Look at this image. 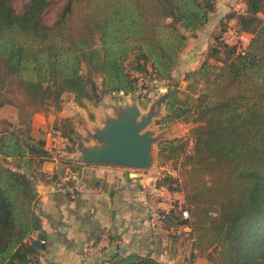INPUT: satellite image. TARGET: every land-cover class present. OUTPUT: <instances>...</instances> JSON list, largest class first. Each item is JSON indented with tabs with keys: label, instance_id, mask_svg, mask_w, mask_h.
Segmentation results:
<instances>
[{
	"label": "trees",
	"instance_id": "1",
	"mask_svg": "<svg viewBox=\"0 0 264 264\" xmlns=\"http://www.w3.org/2000/svg\"><path fill=\"white\" fill-rule=\"evenodd\" d=\"M242 2L228 15L251 34L245 50L224 31L179 87L173 69L186 32L205 26L214 0H0V106L16 109L14 122L0 118V264L39 254L35 181L45 174L36 161L52 150L33 134V114L59 109L67 93L81 105L135 93L146 106L137 72L166 82L157 123H190L186 135L157 144L158 165L177 175L154 183L178 188L189 211L185 219L179 208L159 209L169 235L187 223L186 237L211 264H264V0ZM50 129L75 141L72 117ZM107 263L166 264L139 252H115Z\"/></svg>",
	"mask_w": 264,
	"mask_h": 264
},
{
	"label": "crops",
	"instance_id": "2",
	"mask_svg": "<svg viewBox=\"0 0 264 264\" xmlns=\"http://www.w3.org/2000/svg\"><path fill=\"white\" fill-rule=\"evenodd\" d=\"M197 65L190 64L185 69ZM130 95L135 93L107 95L96 105L90 101L81 105L67 93L59 109L51 107L47 112L33 114V134L44 138L46 147L52 150L49 158L36 161L45 174L35 181L40 230L55 233L57 239L39 248L37 258L30 264H108L115 252L150 254L166 264H211L186 237L188 232L176 233L173 238L162 219L153 216L155 210L184 204L180 190L154 183L159 173L154 169L158 149L151 146V167L144 168L84 158L88 150L107 145L104 131L110 120L124 116L128 108L123 106L139 103ZM65 117L74 118V142L46 135L55 119ZM141 117L138 113L137 119ZM0 118L14 122L16 109L0 106ZM148 124L147 121L140 133L149 132L151 141L154 133ZM71 172L81 179L78 190L71 188ZM171 230L175 232L174 226Z\"/></svg>",
	"mask_w": 264,
	"mask_h": 264
},
{
	"label": "rangeland",
	"instance_id": "3",
	"mask_svg": "<svg viewBox=\"0 0 264 264\" xmlns=\"http://www.w3.org/2000/svg\"><path fill=\"white\" fill-rule=\"evenodd\" d=\"M214 2H215V8L213 12H211L210 14V20L208 22V25L200 29V32L197 33L196 36H193L190 32H186L187 40H186L185 48L181 52L179 63L173 69V73L175 78H177L178 80L179 87H184L185 85V81L184 80L181 81L180 79L182 73L185 70V66H188L190 64L193 65L195 63L199 64L201 60L206 56V53L209 50V48L215 45L220 46L216 36L222 35L224 31L225 32L228 31V28L234 25L235 22V18H231L228 14L243 9L242 0H214ZM261 16H264V12L261 13ZM129 65L130 68H132L131 66L132 63H130ZM137 74H140L139 75L140 78L138 80L140 84L139 86H142L143 83L145 84L143 87L139 88L140 93L143 96V100L148 98L149 101L146 106H141L139 103L138 104L127 103L126 105L123 106V108L126 109V108H130L131 106H136L139 111V116L141 115L149 116L148 126L149 128H151L150 130L154 133L152 134L151 137L150 146L154 147V149H158L157 144L160 140L186 135L190 123H182V122L157 123L156 122L157 119L160 118L165 113L163 107L159 105L158 99L167 88L166 82L162 80H152V79L149 80V76L146 73L142 74L137 72ZM130 96L134 97L138 101L136 94ZM79 142L82 141L79 140ZM148 167H151V165L149 164ZM154 169H157L159 171L158 174L170 171L174 175H177L176 171L172 169L171 164L169 162L159 166L157 160V167H155ZM178 205L179 204L175 205L174 208L178 209ZM181 206H185V205L182 203Z\"/></svg>",
	"mask_w": 264,
	"mask_h": 264
},
{
	"label": "water",
	"instance_id": "4",
	"mask_svg": "<svg viewBox=\"0 0 264 264\" xmlns=\"http://www.w3.org/2000/svg\"><path fill=\"white\" fill-rule=\"evenodd\" d=\"M138 108L131 106L123 117L112 119L104 131L106 146L88 150L85 160H93L109 164L124 165L133 168H144L150 164V134L140 133L141 128L149 120L148 115L137 119ZM55 233L35 229L31 242L38 248H44L47 241L56 240Z\"/></svg>",
	"mask_w": 264,
	"mask_h": 264
},
{
	"label": "built area",
	"instance_id": "5",
	"mask_svg": "<svg viewBox=\"0 0 264 264\" xmlns=\"http://www.w3.org/2000/svg\"><path fill=\"white\" fill-rule=\"evenodd\" d=\"M225 34H226L225 39L227 40V42L230 44H234L236 46V50L240 52H243L245 50L246 45L248 44L249 39L251 37V34L249 32L238 31L237 29L234 28V25L229 27L228 31H226ZM46 135H49L50 137L54 136L56 139L60 138L59 133L56 131H52L51 129L46 131ZM56 152H59V149H56ZM68 178L72 180L71 188L74 190H78L81 184L80 182L81 179L77 175V173L76 172L69 173ZM154 188L155 187H153L152 190H155ZM179 209L181 212V216L183 218L186 219L189 217V211L186 206H180ZM153 216L159 217L160 212L158 210H155L153 212ZM174 230H175V233L181 234L183 231L188 232L190 230V226L187 223H179V224L174 225Z\"/></svg>",
	"mask_w": 264,
	"mask_h": 264
},
{
	"label": "bare ground",
	"instance_id": "6",
	"mask_svg": "<svg viewBox=\"0 0 264 264\" xmlns=\"http://www.w3.org/2000/svg\"><path fill=\"white\" fill-rule=\"evenodd\" d=\"M151 157H152V155L150 154V160H151Z\"/></svg>",
	"mask_w": 264,
	"mask_h": 264
}]
</instances>
